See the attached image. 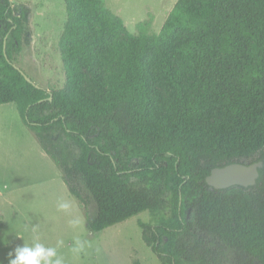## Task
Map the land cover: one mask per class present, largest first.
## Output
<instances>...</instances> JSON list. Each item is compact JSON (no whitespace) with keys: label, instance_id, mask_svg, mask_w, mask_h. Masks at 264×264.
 Masks as SVG:
<instances>
[{"label":"trees","instance_id":"16d2710c","mask_svg":"<svg viewBox=\"0 0 264 264\" xmlns=\"http://www.w3.org/2000/svg\"><path fill=\"white\" fill-rule=\"evenodd\" d=\"M64 2L66 88L49 91L16 68L30 8L0 0V105H16L88 229L148 211L161 264H264V168L250 188L206 182L264 162V0H178L158 35L139 36L105 0ZM164 86L172 106L155 116Z\"/></svg>","mask_w":264,"mask_h":264},{"label":"rangeland","instance_id":"374dc122","mask_svg":"<svg viewBox=\"0 0 264 264\" xmlns=\"http://www.w3.org/2000/svg\"><path fill=\"white\" fill-rule=\"evenodd\" d=\"M30 8L32 43L24 46L18 66L49 91L66 88V73L59 42L67 21L64 0H12ZM178 0H105L134 35L159 34ZM154 114L172 106L168 87L158 88ZM135 181V178H132ZM88 194V192H86ZM68 200L70 212L58 210ZM91 215L97 205L91 201ZM81 224L73 227L72 219ZM154 224L153 215L142 212L101 232H91L81 203L71 195L63 174L43 151L24 124L14 103L0 105V261L9 264V252L33 238L57 247L65 264H161L143 238L140 223ZM35 229V231H33ZM17 235H22L24 240ZM83 245L79 252L74 249ZM234 264V255L228 254Z\"/></svg>","mask_w":264,"mask_h":264},{"label":"clouds","instance_id":"9594fccd","mask_svg":"<svg viewBox=\"0 0 264 264\" xmlns=\"http://www.w3.org/2000/svg\"><path fill=\"white\" fill-rule=\"evenodd\" d=\"M73 205L70 201L60 199L57 202V208L63 212H70ZM73 227L79 226L81 221L79 218L72 219L70 221ZM35 231V229H33ZM23 238L22 235H17ZM79 244V241L77 242ZM83 249V245L79 244V247L74 251L79 252ZM9 264H65L62 256L58 254L57 247L46 246L39 242V239L34 237L31 244L24 242L23 246H17L14 252H9ZM0 264H3L0 261Z\"/></svg>","mask_w":264,"mask_h":264},{"label":"water","instance_id":"95a60500","mask_svg":"<svg viewBox=\"0 0 264 264\" xmlns=\"http://www.w3.org/2000/svg\"><path fill=\"white\" fill-rule=\"evenodd\" d=\"M26 80L34 84L37 88L40 85L35 83L19 66H16ZM264 168V162L258 161L252 164L233 163L222 168H215L206 178L207 184L216 190H224L232 187L250 188L257 184L260 177V170Z\"/></svg>","mask_w":264,"mask_h":264},{"label":"crops","instance_id":"0c3cea01","mask_svg":"<svg viewBox=\"0 0 264 264\" xmlns=\"http://www.w3.org/2000/svg\"><path fill=\"white\" fill-rule=\"evenodd\" d=\"M10 104V103H9ZM44 151V150H43ZM45 152V151H44Z\"/></svg>","mask_w":264,"mask_h":264}]
</instances>
